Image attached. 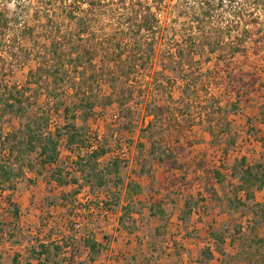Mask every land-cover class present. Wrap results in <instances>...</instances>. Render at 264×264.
Here are the masks:
<instances>
[{"label": "rangeland", "instance_id": "374dc122", "mask_svg": "<svg viewBox=\"0 0 264 264\" xmlns=\"http://www.w3.org/2000/svg\"><path fill=\"white\" fill-rule=\"evenodd\" d=\"M24 1L20 9L16 7L17 0H3L0 4V10H8L12 17L18 18L16 22L21 28L36 27V34L32 36L0 34V94L5 86L27 87L30 73L36 70L37 60L32 52L48 44L51 36L41 34L46 23L43 12L50 10L55 21L65 20L60 0ZM164 1V4L152 5L161 21L154 62L146 71L130 69L124 90L126 96L132 94V97H127L125 107L117 104L104 107L107 104L104 97L111 93L107 81L111 73L105 70L104 81L99 84L97 112L86 124L79 117L69 121L85 128L88 145L97 147L103 137L107 138L113 155L104 158L102 164L110 162L112 156L128 155L121 163L123 193L116 212L106 215L95 210L93 215H86L90 222L88 229L74 227V223L82 222L76 218L83 215L81 205L87 203L89 190L74 202L76 211H70L61 204L60 195L71 189L47 186L51 168H41L35 154L24 155L22 165L29 164V167L23 169L16 191L9 196L20 209V222L11 227L14 230L7 228L8 235L0 242L1 264H13L16 255L25 263L30 256L35 257L32 253L39 242L47 238L64 242L62 237H70L71 248L48 264H264V188L247 185L246 192L241 190L239 174L242 159H246L248 166L264 171V34H194L197 42L207 37L210 44L209 49L206 45L195 56L193 48L196 47L189 45L190 35L182 34L188 24L185 0ZM243 2H233V8L239 9ZM219 9L213 21L214 32L218 25L224 29L229 19L221 17L225 11ZM255 12L264 25V1ZM36 13H40L39 20L34 18ZM107 35L91 34V39L99 40ZM244 35L251 41L243 46ZM238 50L241 53L236 56L238 64L233 66L234 72L241 69L253 72L258 80L253 89L246 85L240 98L231 96L220 79L225 63L216 65L217 58L230 59ZM242 51L247 54L243 56ZM180 55L184 60H192L191 63L184 64L182 69L174 66L162 72L164 61ZM42 88L44 84L33 86L32 93L37 100ZM43 100L32 108V115L44 113ZM161 106L173 115L167 113V116L178 117L182 124L176 128L185 134L179 160L191 165L185 168V185L170 187L165 172L169 162L160 166L156 157L148 154L151 145L157 144L155 156H158L161 148L168 146L164 140L174 131L167 127L168 122L161 120L154 122L155 127L149 130L153 117L148 115L158 113ZM50 118L52 132L64 125L61 116L51 114ZM20 123L17 118L0 116V162L8 160L5 159L10 149L4 137L17 130ZM232 141L234 145H230ZM139 144L145 145L143 151L139 150ZM59 150L61 161L66 162L71 155L63 143ZM81 153L85 154V150ZM12 164L16 170L21 166L18 159H13ZM215 170L223 178L222 184L214 186L216 198L206 191L209 185L205 184L208 180L214 181ZM173 174L178 177L182 173ZM129 185L138 186L143 192L134 196L133 191L129 193ZM109 187H113L112 181ZM8 195L0 194V219L11 223L13 207L7 204ZM88 237L100 244V253L91 256L84 247Z\"/></svg>", "mask_w": 264, "mask_h": 264}, {"label": "trees", "instance_id": "16d2710c", "mask_svg": "<svg viewBox=\"0 0 264 264\" xmlns=\"http://www.w3.org/2000/svg\"><path fill=\"white\" fill-rule=\"evenodd\" d=\"M2 1L0 0V4ZM37 1L45 3L44 0ZM213 1L215 2V0L183 1L188 24L182 34L190 35L189 45L196 47L193 48V55L196 56L200 51H203L206 45L208 49L210 48L207 37L197 42L194 34H221V32L223 34H264L263 22H260L257 12H255L260 9L264 0H244L243 3H240L239 9H234L232 5L238 0H218L217 3ZM23 2L25 1L17 0L16 7L20 9ZM158 3L164 4L165 1L60 0L65 13L63 22L55 21L54 14H50V10L43 12L46 23L43 25L41 34H51V36H48V44L43 45L36 52L31 51L37 60L36 70L30 73L27 87L5 86L0 94V116H10L21 120L19 128L7 133L3 139L10 149L8 157L5 159L8 160L0 162V194L2 197L9 193L7 196L9 198L11 193L16 191L18 178L23 173V169L29 167V164L22 165L25 161L22 157L35 154L41 168H51L47 186L55 185L57 190L71 189L67 194L62 192L60 195L61 204L65 205L67 209L72 212L76 211L74 202H77L85 190H89L87 203L80 204L84 209L83 215L75 217L82 222L73 219L74 222H80L74 223V227L88 229L90 222L86 215H93L95 210L106 215L116 212L123 193V181L120 178L121 163L126 159L112 156L110 162L106 165L102 164L104 158L110 154L113 155L107 138L103 137L102 144L97 147L88 145L89 141L86 139L88 132L85 128H78L76 124L69 121H75L79 117L86 124L90 117L97 112L100 104L98 92L101 86L99 87V84L104 81L105 70H109L111 73L107 80L111 93L104 97L107 101L104 107H114L115 104L125 107L128 101L127 97H132V94L126 96L124 90V81L130 79V69L146 71L154 62L157 35L161 31L160 16L153 12V6ZM219 7L225 11L224 14H220L221 17L226 16L229 19H235V21H228V19L224 29L218 25L217 31L214 32L216 26L213 21L220 11ZM34 18L39 20L40 13H36ZM16 21L18 18L12 17L8 10H0V34H3V37L5 34H30L31 36L36 34V27L25 25L21 28ZM91 34L109 35L92 41ZM242 37L243 46L246 42L251 41V38L246 35ZM244 49L246 48L244 47ZM239 53L241 50L233 52L230 59L217 58L216 62L217 67L222 61L225 63L223 74L220 73V79L222 83L226 84L228 93L236 98H240L241 91L247 87L246 85L253 89L258 81L253 72L243 69L234 72L233 66L238 64L235 59ZM19 54L22 55V53ZM246 54L242 51L243 56ZM211 55H214V52ZM20 58L21 56H19ZM191 61L184 60L182 55L177 59L172 56L168 62H163L162 72H166L167 69H172L174 66L182 69L185 67L184 64L191 63ZM41 84H44V88L37 100L32 89L33 86ZM229 85L233 88L229 89ZM42 98L44 99L43 106L47 109L43 110L42 115H32V108ZM146 107L148 108V106ZM167 113L171 114L170 110L161 106L158 108V113L148 115L153 117V121L148 125L149 130L155 127L154 122L156 124L158 120H161L168 122L167 127L175 131V133L173 131L168 134L169 138L164 140L166 141L164 145L168 144V146L162 147V152L158 156H155L157 144L151 145L148 154L156 157V162L160 166L169 162L165 166L166 179L170 187H177L185 185L187 176L185 168L186 165L187 167L191 165L184 164L179 160L183 151L182 138L185 134L183 130L178 131L176 128L181 127L182 124L180 125L178 117L172 118L173 115L167 116ZM51 114L61 116L64 120V125L57 126L53 132L50 129ZM95 139L98 142V136L95 135ZM60 143L64 144V148L71 155L66 162L61 161ZM231 144L234 145V141ZM139 146V150L143 151L145 145L139 144ZM83 150H85V154L82 155ZM142 155L138 157L137 161H141ZM13 159H18L21 162V166L17 170L12 164ZM240 164V189L246 192L247 185L263 189L264 171L248 166L246 159L240 160ZM32 168L33 166H31ZM236 169L237 167L235 171ZM174 172L182 174L177 177L173 174ZM213 174L214 181L208 180L205 184L209 185V190L206 191L216 198L214 186L222 184L223 178L219 170L213 171ZM109 177H114V180H108ZM111 181L113 182L112 188L109 187ZM128 187L129 193L133 191L134 196L143 192L142 188L138 186L129 185ZM102 191L104 193L106 191V194L104 195ZM7 204L13 207L10 214L12 222L7 223L0 219V242L4 236L8 235L7 228L20 222L19 207L13 204L10 198L7 199ZM159 213L163 214L162 211ZM50 239L47 238L44 242H39L35 248L38 249L37 252L34 249L32 253L35 257L30 256L24 263L23 258L16 255L13 258V264H33L32 261H36V264H48L50 260L59 258L65 250L71 248V244L68 243L70 237H62L64 242H54ZM84 247L89 250L91 256L100 253V244L93 237H88L85 240ZM208 257L210 259L211 255L208 254ZM61 261L63 262V259ZM53 264L60 263L54 262Z\"/></svg>", "mask_w": 264, "mask_h": 264}, {"label": "built area", "instance_id": "2783aa9c", "mask_svg": "<svg viewBox=\"0 0 264 264\" xmlns=\"http://www.w3.org/2000/svg\"><path fill=\"white\" fill-rule=\"evenodd\" d=\"M121 157L124 158V159H128V155L125 154V153Z\"/></svg>", "mask_w": 264, "mask_h": 264}]
</instances>
